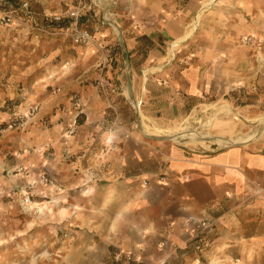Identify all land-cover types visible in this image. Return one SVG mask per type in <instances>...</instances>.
<instances>
[{
	"label": "rangeland",
	"instance_id": "rangeland-1",
	"mask_svg": "<svg viewBox=\"0 0 264 264\" xmlns=\"http://www.w3.org/2000/svg\"><path fill=\"white\" fill-rule=\"evenodd\" d=\"M90 1L91 8L81 16L82 27L93 35L102 26L112 27L115 34L120 32L116 21L124 0L111 2L107 6L109 15H105V9L96 0ZM74 4L75 0H0V264H74L70 263L71 252L81 250L86 242L92 246L89 249L93 258L81 264H158L161 259L174 264L168 255L160 257L161 253L146 263L143 256L148 253L143 254L146 253L143 248L140 252L123 251L111 240L117 232L95 230L93 224L99 229L101 224L129 221L133 213L116 214L120 212L118 201L104 200L103 196L100 199L99 188L88 180L76 179L77 184L68 188L56 174L55 165L75 159L69 150L73 144L79 148L91 144L106 147L135 144L157 147L159 153L158 145L171 141L195 149H214L231 145H220V138L245 136L263 128L257 118L264 116V79H260V75L264 76V0H254L244 13L240 9L229 13L233 22L241 16L245 18L247 29L237 36L236 44L247 49L246 68L255 71L256 80L251 85L236 84L227 91L206 93L202 105L172 123L136 119L135 111L141 114V103L130 104L128 101L133 97L127 95L125 83L123 88L117 87L116 78L114 83L105 74L106 68L99 64L107 60L98 52L95 37L91 43L78 44L65 30L69 22L66 13ZM7 13L13 19L8 23L3 19ZM58 15L63 20L54 19ZM201 15L202 11L196 14L186 38L197 27ZM105 20L111 24L103 23ZM175 41L178 43H172V49L180 40ZM87 46H93L92 50H86ZM94 69L99 72L95 78ZM101 77L109 79L111 85L102 87ZM88 84L96 87V96L110 101L104 112L105 120L88 118L89 94L82 89ZM126 95L128 103L117 107L114 101H122ZM220 106L223 108L215 115ZM117 112L124 113V120L118 119ZM211 117L212 122L205 125ZM185 125H190L194 133L209 137L203 143L193 142L189 135L179 133ZM166 133L171 134V139L151 137ZM263 135L264 132L252 140ZM146 163L155 171L154 179L166 181L164 165L158 157ZM46 203L54 207L53 213L45 210L38 217L37 207ZM208 219L213 228L214 220ZM251 226L253 231L262 227L259 223ZM208 231L198 239L191 238L187 246L196 260L194 264L211 263L203 255L204 246L199 242ZM155 234L161 236L160 232ZM166 241L163 239L159 244L167 248ZM71 243H77L76 249ZM198 243L201 250L196 248ZM170 249L177 251L180 247L172 244ZM127 254L138 260L126 259ZM85 255L89 256L87 252ZM242 256L241 248L237 249L236 262L241 259L240 264H264V247L254 249V254L250 251L246 263Z\"/></svg>",
	"mask_w": 264,
	"mask_h": 264
},
{
	"label": "crops",
	"instance_id": "crops-1",
	"mask_svg": "<svg viewBox=\"0 0 264 264\" xmlns=\"http://www.w3.org/2000/svg\"><path fill=\"white\" fill-rule=\"evenodd\" d=\"M253 1H123L116 22L124 46L119 41V31L115 34L110 26L97 28L94 37L98 52L107 60L105 74L112 82L116 78L117 87L123 88L125 83L128 96L130 78L133 99L128 102L133 106L141 103V114L135 111L136 119L172 123L202 105L206 93L227 91L236 84H253L255 71L246 68L248 51L236 44L237 36L247 29L245 18L241 16L233 22L229 17L236 9L244 13ZM199 11L205 16L202 19L201 15L197 27L186 38ZM175 40L180 41L172 49ZM92 48L87 46L86 50ZM98 73L94 69L92 76ZM260 79L264 76L260 75ZM82 89L89 94V120L93 116L105 120L110 101L96 96V87L90 84ZM127 95L122 101L115 100V105L121 108L128 103ZM123 115L117 112L120 121ZM79 147L70 146L75 159L56 164V174L70 189L77 184L76 179L92 182L99 188L100 199L103 196L104 200L118 201L120 212L116 214L133 213L129 221L101 224L99 229L93 224L95 230L117 232L115 239L110 237L123 251L140 252L143 248V254L148 253L143 256L146 263L161 253L160 257L168 255L174 264H194L196 260L187 250L191 235L186 223L191 217L215 222L199 240L210 264H240L241 259L236 262L234 258L240 248L246 263L250 251L254 254V249L264 247V135L214 149L163 141L158 145L159 153L155 145L156 148L123 143L108 148L92 144ZM156 157L163 162L165 182L154 179L155 171L145 164ZM253 223L262 227L253 231ZM159 239H166L168 247L163 248ZM76 244L71 243V247L76 249ZM172 244H178L180 249L173 251ZM89 248L92 246L86 242L81 250L71 252L70 263L91 262L93 251Z\"/></svg>",
	"mask_w": 264,
	"mask_h": 264
},
{
	"label": "built area",
	"instance_id": "built-area-1",
	"mask_svg": "<svg viewBox=\"0 0 264 264\" xmlns=\"http://www.w3.org/2000/svg\"><path fill=\"white\" fill-rule=\"evenodd\" d=\"M91 4H92V1L90 0H75L74 6H72L71 9L66 13V16L69 22L65 26V30L68 31L69 35L71 36V38L73 39L75 43L88 44L94 41V35L91 33V31L86 27H82L81 25V16L84 14L85 11L91 8ZM63 18L64 17H62L61 15L54 17V19L58 21L63 20ZM3 19L7 23L13 20L10 13H7L3 17ZM105 63L103 61L99 65L105 67ZM181 63L183 64L184 62H181ZM100 85L102 87H107L111 85V82L109 79H104L103 77H101ZM186 225L190 229L191 238L193 239H198L202 233H204L205 231H208L212 227V223L209 219H202V218H195V217L189 218L187 220ZM196 248L199 250L202 249L200 243L196 245ZM126 259L138 260V259H134V257L132 258L131 254H127ZM158 264H169V262L166 259H161L158 262Z\"/></svg>",
	"mask_w": 264,
	"mask_h": 264
},
{
	"label": "bare ground",
	"instance_id": "bare-ground-1",
	"mask_svg": "<svg viewBox=\"0 0 264 264\" xmlns=\"http://www.w3.org/2000/svg\"><path fill=\"white\" fill-rule=\"evenodd\" d=\"M97 1V3H98V5L99 6H101L102 8H104L105 9V15H109L110 14V12H109V9L107 8V6L111 3V2H113L114 0H96ZM217 0H215V2H216ZM199 18H197V20H198ZM178 43V41H174L173 42V45H176ZM223 108V106H220V107H218V108H216V112L214 113L215 115H217L218 114V112H220V110ZM260 122H261V124H263V128H261V129H257V130H253L252 132H250V133H248L247 135H245V136H238V137H234V138H223V139H219L218 141H219V144L220 145H226V144H243V143H247V142H249V141H251L253 138H256V137H258V136H260V135H262L263 134V132H264V116H260V117H258L257 118ZM253 120V119H252ZM212 122V117L205 123V125H207L208 123H211ZM237 128V127H236ZM180 133V135H183V136H185V135H189L190 137H191V141H193V142H202L203 143V141H204V139H205V137H209V134H200V133H194L193 131H192V127L190 126V125H185L184 126V129L182 130V131H180L179 132ZM165 136H171V134L170 133H166V134H164ZM172 135H175V133H173ZM199 135V136H198ZM111 136V135H110ZM109 136V137H110ZM188 136V137H189ZM194 136H196V137H194ZM112 137V136H111ZM108 142V141H107ZM55 201V200H54ZM41 203V202H40ZM53 204V203H52ZM35 205L33 204V205H31L30 206V208H32V207H34ZM38 209H37V211H36V213L38 214V217H41L42 215H43V212L45 211V210H47L49 213H53V210H54V207L53 206H49L47 203L46 204H42V205H39L38 207H37ZM78 208V207H77ZM56 209H58V208H56ZM64 209H62V211H63ZM64 212V211H63ZM76 212V211H75ZM44 218V217H43ZM38 219V218H37ZM44 220V219H43ZM118 220V219H117Z\"/></svg>",
	"mask_w": 264,
	"mask_h": 264
},
{
	"label": "water",
	"instance_id": "water-1",
	"mask_svg": "<svg viewBox=\"0 0 264 264\" xmlns=\"http://www.w3.org/2000/svg\"><path fill=\"white\" fill-rule=\"evenodd\" d=\"M105 21H107V20H105ZM119 41H120V43H121V45L122 46H124V44H123V36H122V34H121V31L119 32ZM130 64L128 63V71H130ZM128 80H129V95L131 96V97H133L132 96V94H131V86H130V78H128ZM151 137H153L154 139H158V140H168V139H171V137L170 136H155V135H152ZM231 145H237V144H231Z\"/></svg>",
	"mask_w": 264,
	"mask_h": 264
}]
</instances>
